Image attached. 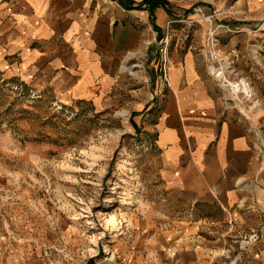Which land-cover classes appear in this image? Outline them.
I'll return each mask as SVG.
<instances>
[{"label":"crops","instance_id":"0c3cea01","mask_svg":"<svg viewBox=\"0 0 264 264\" xmlns=\"http://www.w3.org/2000/svg\"><path fill=\"white\" fill-rule=\"evenodd\" d=\"M216 24L219 55L262 49L264 0H0V65L61 104H101L131 53L154 50L159 81L139 106L153 114L163 195L119 248L123 264H264V105L229 106L208 64Z\"/></svg>","mask_w":264,"mask_h":264},{"label":"rangeland","instance_id":"374dc122","mask_svg":"<svg viewBox=\"0 0 264 264\" xmlns=\"http://www.w3.org/2000/svg\"><path fill=\"white\" fill-rule=\"evenodd\" d=\"M263 41L212 67L224 86L246 78L256 92L245 103L264 105ZM153 51L131 53L117 92L95 105L61 104L0 65V264H123L119 248L135 242L163 195L153 114L140 110L141 92L159 81Z\"/></svg>","mask_w":264,"mask_h":264},{"label":"built area","instance_id":"2783aa9c","mask_svg":"<svg viewBox=\"0 0 264 264\" xmlns=\"http://www.w3.org/2000/svg\"><path fill=\"white\" fill-rule=\"evenodd\" d=\"M225 25L224 24H216L214 25V27L212 28V30L209 33V47H208V64L209 66L213 65V64H217L219 63V49L217 47V41H218V32L221 28H223ZM167 39L165 42V46L164 48H161V52L163 54V61L162 64L160 66V69L163 73V75L166 77L167 75ZM239 82H241V79L239 80ZM258 237L255 234V239H257Z\"/></svg>","mask_w":264,"mask_h":264},{"label":"bare ground","instance_id":"6f19581e","mask_svg":"<svg viewBox=\"0 0 264 264\" xmlns=\"http://www.w3.org/2000/svg\"><path fill=\"white\" fill-rule=\"evenodd\" d=\"M213 65L210 66L211 69H212ZM221 65L224 66V64L222 62H221ZM220 72L223 73V70L221 69ZM212 73L214 74L213 71H212ZM225 85L229 88L228 90H229V92L232 93V96H233V98H235V100L241 99L240 98L241 92H243V96H245L246 98H248V99H250V97L253 98L252 97L253 96L252 87L245 78H242L241 82H239V81L229 82L228 80H226ZM106 221L108 224L114 226V228L118 226L117 218L115 215H110V217L107 218Z\"/></svg>","mask_w":264,"mask_h":264}]
</instances>
